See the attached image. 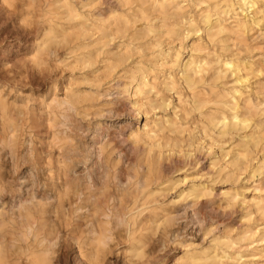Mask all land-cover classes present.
Instances as JSON below:
<instances>
[{"label": "clouds", "instance_id": "clouds-1", "mask_svg": "<svg viewBox=\"0 0 264 264\" xmlns=\"http://www.w3.org/2000/svg\"><path fill=\"white\" fill-rule=\"evenodd\" d=\"M0 264H264V0H0Z\"/></svg>", "mask_w": 264, "mask_h": 264}]
</instances>
